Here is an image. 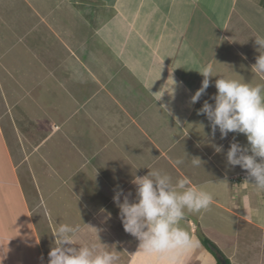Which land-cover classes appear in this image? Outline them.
I'll use <instances>...</instances> for the list:
<instances>
[{
  "label": "crops",
  "instance_id": "0c3cea01",
  "mask_svg": "<svg viewBox=\"0 0 264 264\" xmlns=\"http://www.w3.org/2000/svg\"><path fill=\"white\" fill-rule=\"evenodd\" d=\"M258 34L264 0H0V264H48L60 224L147 264L113 197L134 201L133 176L153 167L214 194L182 222L198 240L184 264H218L205 240L264 264V190L226 159L246 136L213 137L198 114L220 77L264 84Z\"/></svg>",
  "mask_w": 264,
  "mask_h": 264
},
{
  "label": "clouds",
  "instance_id": "9594fccd",
  "mask_svg": "<svg viewBox=\"0 0 264 264\" xmlns=\"http://www.w3.org/2000/svg\"><path fill=\"white\" fill-rule=\"evenodd\" d=\"M259 55L252 71L264 78V35L255 40ZM201 88L191 98L197 103L210 86L211 67H206ZM216 94L205 101L198 114L205 115L213 137L218 130L221 139L229 133L243 134L247 146L233 139L226 153L230 166L246 170L244 183L264 190V84L255 85L235 79L220 77L215 81ZM173 92L174 89L172 88ZM220 153L223 146L213 145ZM201 165L199 158H192ZM176 165L183 160L174 161ZM144 176H133L136 186L135 200L123 189L116 192L113 202L119 208L124 231L136 238L138 249L131 257H143L147 264H184V260L198 246V240L182 226L188 213L209 209L214 194L206 184H192L188 178L173 179L163 169L147 168ZM249 180L252 181L249 183ZM121 198L122 202H121ZM105 211V210H102ZM110 213L108 217L110 218ZM97 234L96 228L89 227ZM78 226L60 224L56 229L55 247L49 252L48 264H119V252L111 251L101 243H82Z\"/></svg>",
  "mask_w": 264,
  "mask_h": 264
},
{
  "label": "trees",
  "instance_id": "16d2710c",
  "mask_svg": "<svg viewBox=\"0 0 264 264\" xmlns=\"http://www.w3.org/2000/svg\"><path fill=\"white\" fill-rule=\"evenodd\" d=\"M205 243L209 246L210 250L214 254H216L217 259H218V255H222V253L220 252V250L216 246H214L209 240H205ZM224 259L227 261L228 264H231L228 259H226V258H224ZM218 264H220L219 260H218Z\"/></svg>",
  "mask_w": 264,
  "mask_h": 264
},
{
  "label": "water",
  "instance_id": "95a60500",
  "mask_svg": "<svg viewBox=\"0 0 264 264\" xmlns=\"http://www.w3.org/2000/svg\"><path fill=\"white\" fill-rule=\"evenodd\" d=\"M218 260L220 264H228L222 255H218Z\"/></svg>",
  "mask_w": 264,
  "mask_h": 264
},
{
  "label": "rangeland",
  "instance_id": "374dc122",
  "mask_svg": "<svg viewBox=\"0 0 264 264\" xmlns=\"http://www.w3.org/2000/svg\"><path fill=\"white\" fill-rule=\"evenodd\" d=\"M37 139H38V137H37Z\"/></svg>",
  "mask_w": 264,
  "mask_h": 264
}]
</instances>
